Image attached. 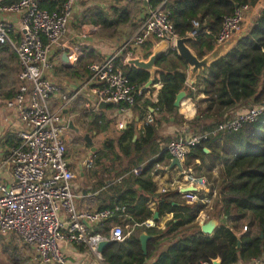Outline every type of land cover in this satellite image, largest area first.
<instances>
[{
    "label": "trees",
    "instance_id": "1",
    "mask_svg": "<svg viewBox=\"0 0 264 264\" xmlns=\"http://www.w3.org/2000/svg\"><path fill=\"white\" fill-rule=\"evenodd\" d=\"M17 1L4 0V3ZM36 1L41 9L49 13L56 12L62 4V0ZM161 3L162 0H151L153 8ZM245 5L253 8L261 6L259 15L249 32L224 57L207 68L198 79L196 91L186 87L187 64L176 51L169 50L157 64L161 72L156 75L154 84L162 85L159 102L154 105L146 101L144 111L138 108L142 98H137L135 103V109L139 110L142 119L153 109L154 123L145 126L136 140V128L129 126L117 142L107 141L105 149L97 152L95 169L109 172V160L115 154L117 144L120 152L129 159L125 173L130 175L123 181L127 187L116 201L100 209L126 206L132 220L143 224L154 216L148 208L152 199L159 218L173 214V219L167 222L164 230H146L153 237L147 244V254L136 232L121 243L113 242L105 247L102 252L104 264H149L150 260L151 264H208L218 258L222 264H241L264 253V114L237 132L220 133L193 148L186 159L185 170L203 166L208 174L218 171V185H211L209 194L215 201L219 220V228L212 236L204 235L196 222L208 204H188L178 199L177 192L157 193L152 176L158 164L171 160L166 150L171 137L158 135L163 123L172 122L177 126L190 123L194 129L205 131L225 121L234 110L264 104V0H171L165 4L164 10L169 14L179 38H186L199 30L187 45L201 59L216 46L224 19ZM94 17L95 24L101 26L103 31H115L130 23L131 12L127 8H116L109 17L101 11ZM193 22H198L200 27L195 29ZM7 46L0 44V49L6 50ZM85 59L86 68L99 62H95L93 52ZM123 59L117 60L118 66H122ZM123 71L134 85L143 87L150 80V74L146 71L131 66L123 67ZM182 91H186L187 98L196 103L197 113L192 117L175 107L176 98ZM189 118H192V122H188ZM93 125L92 131L97 133L109 129V122L104 119L96 118ZM205 149L210 154H206ZM150 151L157 157L148 162L141 174L135 176L133 169L142 167ZM196 161H200L201 165H196ZM109 222L117 220L114 218ZM109 222L104 225V231L96 229L93 234L107 235ZM243 224L247 228L244 233L241 231ZM239 239L242 242L240 248ZM163 241L168 245L162 250L160 246ZM1 245L7 264H29V259L25 258L17 244ZM0 264L5 263L0 261Z\"/></svg>",
    "mask_w": 264,
    "mask_h": 264
},
{
    "label": "built area",
    "instance_id": "2",
    "mask_svg": "<svg viewBox=\"0 0 264 264\" xmlns=\"http://www.w3.org/2000/svg\"><path fill=\"white\" fill-rule=\"evenodd\" d=\"M75 3L76 0H62L61 7L49 13L41 9L36 0H19L12 4L0 1V44L11 43L13 32L12 26L4 22L2 16L21 15L23 29V35L15 45L19 64V89L8 103L10 108L18 107L23 128L18 132L19 145L11 149L7 157L13 183L10 186L0 183V235L6 237L15 234L17 242L33 249L40 264H68L62 252V244L84 245L104 264L98 252L99 244L104 241L123 242L131 235L130 231L126 232L128 227L121 225L114 226L110 235L92 233L95 228L102 229L114 218H128L126 206L116 205L84 212L78 210L73 189L77 174L67 159L65 129L60 125L63 112L87 87L91 88L90 92L100 103L134 106L137 98L146 96L152 97L155 104L159 102L158 96L151 93L154 85L141 87L132 84L123 68L117 65L118 56L115 55L92 64L89 67V83L69 96L60 95L58 108L51 110L49 101L60 90L45 74L55 68L54 51H66L62 41L67 35ZM166 3L167 0H164L150 11L124 49L142 48L152 36L173 42L179 38L169 14L164 10ZM250 9V5L239 7L234 14L224 19L216 45L243 33L245 17ZM193 26L198 29L200 24L193 22ZM190 36L194 38L195 34ZM232 112L230 117L210 130L200 131L185 126L178 131L166 150L172 161L178 160L182 164L180 170L183 174H190L184 165L193 148L220 133L237 132L245 124L256 122L264 114V104ZM153 123L154 117L148 115L145 125ZM125 126L124 122L119 124L121 130ZM93 165L94 158L90 155L86 159V166L90 168ZM142 171L143 167H139L134 173L139 175ZM188 177L190 185L187 187H195L197 192L185 193L183 190L187 187L173 184L172 189L163 188L161 193L177 192L180 200L188 204H210L211 185L204 178ZM201 193L204 194L203 198ZM215 196L216 193L213 198ZM204 223L202 220L201 225ZM138 226L154 228L151 220ZM208 264H213V261ZM241 264H264V253Z\"/></svg>",
    "mask_w": 264,
    "mask_h": 264
},
{
    "label": "crops",
    "instance_id": "3",
    "mask_svg": "<svg viewBox=\"0 0 264 264\" xmlns=\"http://www.w3.org/2000/svg\"><path fill=\"white\" fill-rule=\"evenodd\" d=\"M163 1L164 0H162V2ZM170 1L171 0H167V2ZM116 8H127L131 12L130 23L128 25L120 26L115 31H103L101 26L95 24L96 19L94 16L97 12L101 11L104 15L109 17L112 10ZM152 9L151 0H76L67 35L62 41V43L66 45V51H54L53 61L55 63V68L51 71H47L45 74V77L56 84L60 90L58 95L51 98L53 102L49 101L52 111H55L58 108L60 104L58 101L60 95L69 96L73 92L84 88L89 83V67H84L86 62L85 58L89 53H94L96 58L95 62L104 61L115 55L118 56V59L123 57L124 59L122 61V66H120L121 68L128 66V61L131 59L142 57L144 61L149 60L153 55L155 47L163 41L157 36H152L142 48L124 49V47L131 37L139 30L142 22L146 20ZM260 9L261 6L256 8L251 7L250 11L246 14L244 31L242 34L243 37L249 32L255 18L259 15ZM2 20L10 24L13 28L11 43L8 44L6 50L0 49V183L4 186H10L13 183V178L7 164V157L10 150L16 148L20 143L18 132L23 128V125L19 119L18 107L15 106L10 108L8 107V103L12 101L19 89V64L15 52V45L20 41L23 35V29L21 15L2 16ZM237 42L238 41L232 42L222 56L227 54ZM64 53H67L68 61L63 60ZM206 71L207 68L204 71H200L198 79H200ZM159 72H161L160 69ZM159 72L157 73V76ZM187 74L189 75V69L187 70ZM153 85L151 93L159 97L162 85ZM188 88L192 89V87ZM90 89V87L85 88L77 100L63 112L60 124L61 127L65 129L64 138L67 144V159L70 162L71 168L77 174V179L73 182V189L76 196V206L78 210L82 212L95 211L108 205L110 206L116 201L117 197L120 196L123 190L127 187V185L123 184V181L127 180L130 176L129 173H125V170L128 168L129 159L120 152L118 145L115 144V154L109 160V172L99 168L95 169V163L92 167L87 168V158H84V155L79 151L75 153L71 144L78 143L79 145L81 143L80 150L85 151V149H89L91 152L89 153V156L93 155L95 162L97 152L105 149V143L107 141L117 142L121 137L122 132L129 126H135L136 140L146 126L145 122L148 115H152L153 113V109H150L149 113L142 119L139 110L135 109L136 105L129 107L114 105L105 111L100 110V102H98V100L92 95ZM193 89L197 90L196 87ZM146 101L155 105L152 97L146 96L141 99V102L138 105L140 110L144 111L143 104ZM194 104H196L195 101L190 98H185L180 107L181 112H187L186 115L190 117L196 115L197 108ZM96 118L104 119L109 122L108 131L102 133L92 131ZM71 121H73V128H70L69 126V122ZM122 122H124L126 126L121 130L119 124ZM188 122H192V118H189ZM185 126L194 129L190 123L182 126L174 125L172 122L169 124L163 123L161 127H159L158 135L159 137H171L170 139L172 141L176 137L178 131ZM78 129L80 130L79 133L77 132ZM86 134L89 135L92 140V147L88 146L87 143H85L86 145H83V140ZM102 136L108 137V140L99 143V139ZM117 157H119L118 160L116 159ZM156 157L157 155L150 151L146 158L147 160L142 164V167L146 168L148 162ZM171 164L172 160H170L169 163L158 164L152 171L153 180L157 185V193H161L163 188L172 189L173 184L180 185L181 187L189 186L190 182L188 176H193L197 179L204 178L206 181L208 180L203 174H201V172H198L195 167L187 169V171H190V174H183V171L179 168H172ZM196 165L200 166L201 162L196 161ZM137 168L139 167L133 169L134 175V171ZM207 182L210 185L209 181ZM201 195L203 196L204 194L201 193ZM178 199L180 198L178 197ZM148 208L154 214L157 213L154 200H150ZM115 219L117 222H109L107 235H110L114 226L121 225L125 228L128 227L127 229L129 231L132 230V234H137L136 232H138L137 235L140 237L142 232H146L147 229L164 230L167 222L173 219V214L164 218H159L156 222L153 221V218L145 221H153L154 228L138 226L141 224H137V222L133 221L129 212L128 218L122 219L121 217H117ZM202 220L205 223L201 225ZM212 221L216 224V231L219 228L218 221L210 218L209 220H205V212H202L199 215L196 222L201 227L202 231V227ZM96 229L104 231L105 226L102 229L95 228L92 233H94ZM16 240H18V238L15 234L6 237L0 235V261L5 264L8 263L7 258L2 253L1 244H17L21 248L22 254L25 258L29 259V264H40L39 258L34 255L33 249L24 243L17 242ZM165 242L166 241H163L161 243L160 248L162 250L168 245V242H166L167 244ZM81 247L82 245L78 244L61 245L63 255L68 264H101L99 258L92 254L86 246L84 247L83 245L82 247L83 249L85 248V250H82ZM101 259L103 262L102 254ZM151 263L152 260L149 261V264Z\"/></svg>",
    "mask_w": 264,
    "mask_h": 264
},
{
    "label": "water",
    "instance_id": "4",
    "mask_svg": "<svg viewBox=\"0 0 264 264\" xmlns=\"http://www.w3.org/2000/svg\"><path fill=\"white\" fill-rule=\"evenodd\" d=\"M199 33V30H196L194 34L196 35ZM243 34V33H242ZM234 35L231 37L228 41L224 42L223 44L216 45L214 50H212L210 53H208L204 58H199L195 51H193L188 45V41L192 40V36H188L186 38H178L174 42L171 40H164L161 41L154 49L153 55L149 58L148 61H144L142 57H138L136 59H131L128 61V66L134 67L136 69L146 71L150 74V80L147 84V87H150L154 84L155 77L157 73L159 72V68L157 67L158 61L160 58L166 54L169 50L176 51L177 54L180 56V58L187 64L189 69V75L188 79L186 81V87H194L196 85V82L198 80V76L200 74V71L206 70V68L210 67L214 62L221 59L222 54L224 51L232 44L234 41H239L243 38V35ZM63 60L68 61V55L67 53H64ZM187 98V92L182 91L176 98L175 101V107L180 108L183 101ZM114 106L112 103L108 102H102L99 104L100 110H107L109 107ZM70 128H73V121L69 122ZM79 129L77 132L79 133ZM84 141L87 143L88 146L92 147L93 143L89 135L86 134L84 137ZM204 152L206 154H210V151L205 149ZM171 167H177L179 169H182V164L178 160H173ZM185 193L188 192H197V189L195 187H187L183 190ZM159 220V214L155 213L153 217V221ZM216 224L214 221L205 224L202 227V233L206 236H212L215 232ZM140 242L142 244V249L147 254V244L148 241L152 238L147 232H143L140 235ZM112 242L110 241H104L101 242L98 246V252L102 254L105 247L110 245ZM241 240H238V248L241 247ZM213 264H222V260L220 258L213 260Z\"/></svg>",
    "mask_w": 264,
    "mask_h": 264
},
{
    "label": "rangeland",
    "instance_id": "5",
    "mask_svg": "<svg viewBox=\"0 0 264 264\" xmlns=\"http://www.w3.org/2000/svg\"><path fill=\"white\" fill-rule=\"evenodd\" d=\"M53 102V100H50V102ZM77 123V122H76ZM74 138V137H73ZM108 140V137H106V136H102L100 139H99V143H103V142H106ZM171 142V141H170ZM169 142V143H170ZM83 145H86L85 143L86 142H84V140H83ZM82 145V146H83ZM71 147L73 148V151L75 150V153L76 152H81L83 155H84V158H88V156H89V153H91L90 152V150L89 149H85V151H81L80 150V147H81V143L78 145V143H73V144H71ZM84 147V146H83ZM196 164V163H195ZM196 170L198 171V172H201V174H203V176H205L208 180L207 181H209V183H210V185H212V186H217L218 185V171H215L212 175L211 174H208V172H207V170H206V168L205 167H201V168H196ZM204 172V173H203ZM205 212V220H209V218L210 219H213V220H216V221H218V223H219V220H218V218H217V215H218V211L215 209V201H214V199H212L211 200V202H210V204H208V208H207V210H205L204 211ZM244 225V226H243ZM242 226H241V231L244 233V232H246V229H245V224H243ZM126 232H129V230H127ZM130 232H131V234H132V230H130ZM143 233V232H142ZM166 243V242H165ZM167 244V243H166ZM165 245V244H164ZM160 251V250H159ZM159 251L157 252V254L159 253Z\"/></svg>",
    "mask_w": 264,
    "mask_h": 264
}]
</instances>
